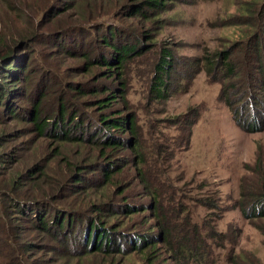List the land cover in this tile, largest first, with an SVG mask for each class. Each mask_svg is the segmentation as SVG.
I'll return each instance as SVG.
<instances>
[{"label": "rangeland", "instance_id": "374dc122", "mask_svg": "<svg viewBox=\"0 0 264 264\" xmlns=\"http://www.w3.org/2000/svg\"><path fill=\"white\" fill-rule=\"evenodd\" d=\"M68 1L71 20L91 24L78 33L36 37L19 51V83L0 106V133L7 135L0 150L14 153V170L43 158L50 181H59L57 173H66L68 162L79 165L97 156L80 172H69L89 181L67 201L92 211L106 227L114 225L119 235L140 233L148 248L135 250L124 235L116 241L96 235L91 249L101 241L106 246L93 251L91 230L82 241L84 226L64 235L71 237L69 244L54 240L55 232L31 231L23 240L34 245L29 260L198 264L193 257L182 260L188 249L179 244H185L199 247L193 252H209L203 264H264V207L240 211L237 205L242 193L264 190V0H159L151 7L148 0ZM41 2L0 0V30L13 31L20 16L35 18L40 32L63 21L52 14L63 5L42 18ZM96 21L111 25L94 28ZM111 31L117 46L132 48L119 67V55L103 42ZM59 105L58 116L73 119L68 127L76 116L91 127L101 113L121 123L107 135L90 134L115 144L108 158L100 157L95 144L48 137L61 134L59 125L66 128L57 116ZM34 106L46 119L42 135L30 123ZM77 130L70 136L78 138ZM32 152L38 157L29 158ZM104 171L117 173L105 185ZM8 181L1 178L0 188ZM104 195L113 197L106 198L112 207L93 211L88 203Z\"/></svg>", "mask_w": 264, "mask_h": 264}, {"label": "trees", "instance_id": "16d2710c", "mask_svg": "<svg viewBox=\"0 0 264 264\" xmlns=\"http://www.w3.org/2000/svg\"><path fill=\"white\" fill-rule=\"evenodd\" d=\"M159 0H148L147 6L151 7V5L157 6ZM41 7L39 8L38 15H41L42 18L50 16L53 9L59 5L61 7L57 13H52L55 18L62 19L63 21H59L60 23L55 26V24L50 27L44 32H40L39 28H34L33 24L35 22L34 19H29L28 17L20 16L14 19L15 24L13 31H1L0 30V87H6L7 90L1 91L0 89V106L2 104V98L5 95H10L15 93L13 91L19 83L18 77L21 73V69L18 66V61L21 58L19 51L23 47H25L30 41L35 40L36 37H43L49 36L51 34H66L69 31L78 30L80 28H84L85 26L89 27L91 23H74L76 20H71L70 14L67 10H70V5L68 0H42ZM64 10V11H63ZM141 15H144L146 11L140 12ZM21 20V21H20ZM94 28H103L101 25L107 28L111 24L108 22L103 21H96L94 23ZM121 29H119L120 31ZM78 33V31H74ZM109 36L105 37L103 42L109 45L113 51V53L120 58L118 61L119 67L123 64L124 59L126 56L131 52L132 48L125 45L117 46L115 42H113V36L116 35V32H109ZM112 36V37H111ZM118 36V35H116ZM117 40V39H116ZM114 43V44H113ZM15 52V53H14ZM14 53V54H13ZM31 55L29 54L28 57ZM23 61L26 63L25 59ZM30 61V59H29ZM29 64V63H26ZM33 64H36L33 63ZM167 61H165V65ZM20 69V70H19ZM12 101H10L11 104ZM60 104V103H59ZM62 107L60 105L57 109V116L59 115V110ZM257 107H253L251 112H254ZM8 114H14L12 108H10L7 112ZM32 115L30 117V123L37 129L40 134L42 135L44 131V122L46 119L42 116V111L35 108L32 110ZM114 113V111L112 112ZM3 114H0V119L2 118ZM59 120L63 122H67V118L63 120L62 116H58ZM96 122L90 127V124L85 123L83 117L76 116L75 122L71 127L68 125L73 121L70 119L67 124H65L66 128L63 125H59V129L61 134H54L53 136L48 137H55V138H62V140H74L79 142H89L91 144H95L98 147V153L101 158H104L107 155V150L109 148H113L115 146L114 143L107 140L105 137H101L100 139H93L91 138L92 135L100 136V132H96L102 130L103 133L107 135V132L111 128H115L119 124H121L117 120H110L108 119L107 115L101 113L99 118L95 119ZM49 123V122H48ZM57 124H54L52 128H55ZM117 128V127H116ZM80 134L77 138L75 136H70L72 131H75ZM98 135H97V134ZM82 134V135H81ZM85 134L87 136H85ZM84 135V136H83ZM6 133H0V146H2L1 141L6 137ZM74 138V139H72ZM37 152H32L30 157L31 159L37 158ZM15 155L13 152H9L7 150H0V179L1 178H9V181L0 188V261L4 260L5 264H35L34 261H31L30 252L34 247L32 242H24V235L26 232L31 231H41L44 233L47 232H55L57 242L66 244L70 242L71 237L67 240L64 235H68V231L75 229V233L77 229H80L84 226V234L82 237V241L86 240L89 236V231H92L91 240H90V249L93 243V240L99 238L100 235L108 236L110 241L119 240L122 235L123 239L126 238L132 244L131 246L134 249L139 250V252H144L148 248L145 246L147 243H144V239L142 236L137 234L136 232H124L123 234L119 235V232L116 231V227L114 225H107L104 222L100 221L96 218V216H90L88 212L92 211H85L82 206H76L70 204L68 199V194L75 193V192H82L86 187L87 182L89 181L86 177L84 178L83 175L80 174H73L71 175L69 172L77 169L79 172L80 169L83 168L82 165L85 163H91V160H96V157H90L91 160L83 161L78 165V163L68 162L67 172L65 173L63 170L57 174L62 175L59 178V181H50L45 178L46 172L44 171V164L43 158H39V160H31L29 163L24 164L22 167L14 170L12 167V163L14 162ZM95 158V159H94ZM105 158H108L105 157ZM48 159V158H47ZM46 159V160H47ZM36 162L31 166H28L30 163ZM107 162V160H104ZM109 162V161H108ZM140 164V163H138ZM111 162L108 163V167H111ZM106 167V168H108ZM117 173H109L108 171L103 172V178L105 179L104 185L111 182L113 176ZM141 180L144 179V175L141 173L139 177ZM84 180V182H82ZM68 181V183H67ZM67 183V185H66ZM83 184V185H82ZM90 185H97L90 182ZM100 186V185H99ZM126 185L117 186L114 189L113 194L119 192V190ZM87 189V188H86ZM260 191L257 193H250L248 195L242 193L243 199L240 200V203H237L240 211L248 210V208L254 206L256 204L257 211L260 209V205L264 207V190L262 188L259 189ZM109 195L102 196L99 201L95 204L89 202V207L93 209V211L102 212L104 206L112 207L111 203H107V199H109ZM113 199V197H111ZM113 201V200H110ZM84 204L81 202L79 205ZM179 205V204H178ZM206 208H213V203H206ZM78 207V208H76ZM109 207V208H110ZM75 210L76 212L69 211ZM258 213V212H257ZM114 214V213H112ZM113 216H116L115 214ZM92 218L93 223L91 224L88 218ZM103 225L100 227L101 224ZM26 224L28 227H26ZM119 236H121L119 238ZM60 237V239L58 238ZM46 238H48L46 236ZM107 242V239H106ZM129 243V244H130ZM103 241L99 244L94 246L93 251L100 250V245H103ZM86 245H88V240L86 241ZM37 247V245H35ZM104 247L106 245H103ZM144 246V247H143ZM41 247H44L41 245ZM53 248V247H50ZM179 248L188 249L186 255H182L184 250H180L181 258L183 261L186 262L189 258H194L195 262H199L198 264H203V262L208 261L209 252L204 254L203 251H199L198 253L193 252L195 249L199 247H189L187 245H180ZM85 249V248H84ZM25 254V258H21V254ZM110 251L109 248H104L103 251ZM30 251V252H28ZM46 251V250H43ZM121 251H124L123 249ZM212 251V250H211ZM189 252H193L191 255ZM85 253H90V251H85ZM200 259V260H197ZM149 258H146V261H149ZM151 264V263H149ZM256 264H261L259 261Z\"/></svg>", "mask_w": 264, "mask_h": 264}, {"label": "water", "instance_id": "95a60500", "mask_svg": "<svg viewBox=\"0 0 264 264\" xmlns=\"http://www.w3.org/2000/svg\"><path fill=\"white\" fill-rule=\"evenodd\" d=\"M14 53H15V52H14ZM14 53H13V54H14Z\"/></svg>", "mask_w": 264, "mask_h": 264}, {"label": "bare ground", "instance_id": "6f19581e", "mask_svg": "<svg viewBox=\"0 0 264 264\" xmlns=\"http://www.w3.org/2000/svg\"><path fill=\"white\" fill-rule=\"evenodd\" d=\"M255 94V93H254Z\"/></svg>", "mask_w": 264, "mask_h": 264}]
</instances>
